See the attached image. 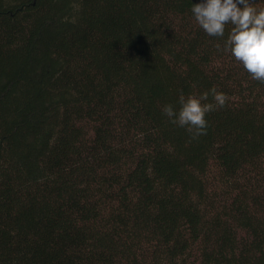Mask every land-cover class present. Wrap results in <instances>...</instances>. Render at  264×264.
Segmentation results:
<instances>
[{"label": "trees", "instance_id": "16d2710c", "mask_svg": "<svg viewBox=\"0 0 264 264\" xmlns=\"http://www.w3.org/2000/svg\"><path fill=\"white\" fill-rule=\"evenodd\" d=\"M201 2L0 0V264H264V83Z\"/></svg>", "mask_w": 264, "mask_h": 264}, {"label": "clouds", "instance_id": "9594fccd", "mask_svg": "<svg viewBox=\"0 0 264 264\" xmlns=\"http://www.w3.org/2000/svg\"><path fill=\"white\" fill-rule=\"evenodd\" d=\"M253 3L249 0H203L192 5L191 12L210 37H224L226 26L231 25L222 50L229 52L252 79L264 83V8L258 9ZM216 48L221 50L219 44ZM228 99L215 87L200 95L186 96L181 91L177 101L179 107L166 104L162 112L172 124L184 128L195 140L207 134V114L223 108Z\"/></svg>", "mask_w": 264, "mask_h": 264}]
</instances>
